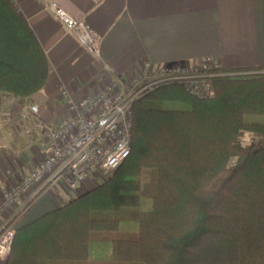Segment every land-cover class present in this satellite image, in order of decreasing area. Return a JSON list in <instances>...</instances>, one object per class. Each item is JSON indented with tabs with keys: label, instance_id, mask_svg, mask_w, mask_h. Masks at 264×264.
Listing matches in <instances>:
<instances>
[{
	"label": "trees",
	"instance_id": "1",
	"mask_svg": "<svg viewBox=\"0 0 264 264\" xmlns=\"http://www.w3.org/2000/svg\"><path fill=\"white\" fill-rule=\"evenodd\" d=\"M49 71L17 4L0 0V95L27 101ZM218 72L206 79L211 96L170 82L135 98L130 155L94 189L17 227L7 264H264V65ZM131 220L135 229L122 227Z\"/></svg>",
	"mask_w": 264,
	"mask_h": 264
},
{
	"label": "crops",
	"instance_id": "2",
	"mask_svg": "<svg viewBox=\"0 0 264 264\" xmlns=\"http://www.w3.org/2000/svg\"><path fill=\"white\" fill-rule=\"evenodd\" d=\"M55 1L84 19L96 38V51L49 9ZM42 44L50 65L44 89L27 101L0 95V227L34 196L5 204L3 191L22 180L50 153L43 127L75 116L70 107L96 94L112 80L126 86L147 61L155 66L196 68L208 57L226 68L264 65V0H16ZM36 104L38 112L29 110ZM95 177V176H94ZM90 176L78 189L49 185L16 228L95 188ZM28 196V197H27ZM8 255L0 256L7 264Z\"/></svg>",
	"mask_w": 264,
	"mask_h": 264
},
{
	"label": "built area",
	"instance_id": "3",
	"mask_svg": "<svg viewBox=\"0 0 264 264\" xmlns=\"http://www.w3.org/2000/svg\"><path fill=\"white\" fill-rule=\"evenodd\" d=\"M49 9L69 31L78 33L80 42L86 48L96 51L95 35L84 19L73 17L55 1L49 3ZM221 68H223L221 62L214 57L202 60L193 69L183 65L155 66L147 61L141 75L134 77L127 86L115 79L103 92L86 95L78 102H71L70 107L77 114L60 120L55 125L43 127L44 137L51 146V153L30 174L4 189L5 204H11L29 193L36 196L53 183L63 182L74 189L98 170L109 172L118 168L131 153V103L139 97L138 92L128 91V88L131 90L137 87L133 85H136V82L138 84L142 76L154 82L168 78H184L187 74L185 71L189 69L217 76L222 75L218 72ZM191 91L195 93L193 89ZM211 95L212 93L205 96ZM28 109L38 112L36 104L29 105ZM14 233L15 229L12 226L0 228V254L10 251Z\"/></svg>",
	"mask_w": 264,
	"mask_h": 264
},
{
	"label": "rangeland",
	"instance_id": "4",
	"mask_svg": "<svg viewBox=\"0 0 264 264\" xmlns=\"http://www.w3.org/2000/svg\"><path fill=\"white\" fill-rule=\"evenodd\" d=\"M215 59H217V58H215ZM218 60V59H217ZM219 61V60H218ZM185 73H187L186 74V77H184V78H173V79H171V78H168V79H161V80H157V81H153V80H150V79H144V77L142 76L139 80H138V84H137V82H136V85H133V86H137V87H135V88H132L131 90H130V88H128V91H136V92H138V94H137V96H142V95H144L147 91H149L150 89H152V88H154V87H156V86H158V85H161V84H166V82H168V81H174V80H177V81H174V82H177V83H182L183 85H186V86H188V88H191V89H193L194 91H195V93H197V94H201V95H204V97H205V95H210L211 93H212V89H211V87L208 85V83H207V78L208 77H210L211 75H209V73H207V72H205V71H200V72H198V71H196V70H191V69H189V70H186L185 71ZM222 75H223V73L222 72H220ZM218 76V75H217ZM171 79V80H170ZM121 81V80H120ZM122 82V81H121ZM170 83V82H169ZM109 85V84H108ZM107 85V86H108ZM132 86V85H131ZM105 88H106V86H104V87H102L97 93H101V92H103L104 90H105ZM92 95V93H89V94H86V95ZM94 94V93H93ZM196 94V95H197ZM85 95V96H86ZM84 96V97H85ZM83 97V98H84ZM82 98V99H83ZM81 100V99H80ZM255 138V135L253 134V133H251V132H246L245 134H244V136L242 137V143L244 144V145H249L251 142H252V140ZM117 169V168H116ZM115 170H113V171H109V172H106V171H102V170H98L96 173H94V174H92L90 177L91 178H94V180L96 181V183L98 182V184L97 185H99L100 183H102V182H104L105 181V179H107L108 177H109V174H111V173H113ZM95 176V177H94ZM84 181V180H83ZM82 181V182H83ZM81 182V183H82ZM81 183L76 187V188H74V189H78L79 188V186L81 185ZM94 189V188H93ZM92 190V189H91ZM28 197V196H27ZM35 197V196H34ZM33 197V198H34ZM29 202V201H28ZM12 203H15V202H12ZM150 203V199L145 195L144 196V198L142 199V206H141V210H143V209H147L148 208V204ZM22 210V209H21ZM17 214H15L14 216H13V218L16 216ZM12 218V219H13ZM11 219V220H12ZM11 220L10 221H7L6 223H4V224H2V226L1 227H4V226H6V227H13L15 230H16V225H17V223L15 224V225H11V224H9L10 222H11ZM0 227V228H1ZM122 227L123 228H127V229H135L136 227H137V224H136V222L135 221H133V220H131V222L130 223H123L122 224ZM15 234V233H14ZM13 238H14V236L12 237V241H13ZM12 243V242H11ZM11 249V248H10ZM9 254V251L7 252V253H4V254H0V256H2V255H8Z\"/></svg>",
	"mask_w": 264,
	"mask_h": 264
}]
</instances>
